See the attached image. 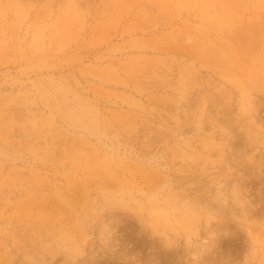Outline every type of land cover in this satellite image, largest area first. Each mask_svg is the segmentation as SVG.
<instances>
[{
  "label": "rangeland",
  "instance_id": "obj_1",
  "mask_svg": "<svg viewBox=\"0 0 264 264\" xmlns=\"http://www.w3.org/2000/svg\"><path fill=\"white\" fill-rule=\"evenodd\" d=\"M0 264H264V0H0Z\"/></svg>",
  "mask_w": 264,
  "mask_h": 264
},
{
  "label": "bare ground",
  "instance_id": "obj_2",
  "mask_svg": "<svg viewBox=\"0 0 264 264\" xmlns=\"http://www.w3.org/2000/svg\"><path fill=\"white\" fill-rule=\"evenodd\" d=\"M227 247V246H226Z\"/></svg>",
  "mask_w": 264,
  "mask_h": 264
}]
</instances>
